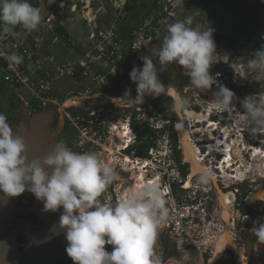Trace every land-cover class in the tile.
<instances>
[{
    "label": "clouds",
    "instance_id": "clouds-1",
    "mask_svg": "<svg viewBox=\"0 0 264 264\" xmlns=\"http://www.w3.org/2000/svg\"><path fill=\"white\" fill-rule=\"evenodd\" d=\"M41 20L40 9L33 7L28 0H0V33L2 34L16 35L14 29L17 27L29 32L36 30ZM192 24L193 19L189 16L183 21L167 25V35L164 36L161 46L153 50L151 57L146 55L141 58L143 60L142 69L133 67L129 73L131 81L136 85L137 92L135 99H131L143 104L145 96H151L152 98L165 96V99L171 98L172 100L170 110L173 113L184 114V111L191 105L192 98L181 95L171 84L165 86L158 78L157 68L158 65L159 71L163 72L167 70L170 64L182 66L184 74L189 78L190 86L197 91V94L213 89V86L218 88V91L213 93V98L206 101V107L212 113L206 114L207 109L203 107L204 105H199L200 113L208 115V117L206 116L203 122L198 123L195 121L190 129L194 128L197 131L200 128L209 129L210 126L216 125L212 133L215 134L216 138H219V135H217L219 125L226 124L227 120L231 121L230 123L233 125L236 123L235 121L242 122L247 126L243 129V132L249 131L251 135L256 137V140H253L252 148L254 150L251 153L250 160H253L252 155L255 150H258L260 156L264 158V91L246 96L240 101V109L238 107L239 102H235V99H237L235 93L223 86V80L218 74L212 75L210 71L213 67L214 53L217 51L213 39V27L204 29L200 25L193 27ZM103 35L105 33L99 31L96 37L102 39L100 46L105 48L106 53L109 47H116V42L112 44L113 39L108 41L104 39ZM113 37L114 35L111 36V38ZM134 44L135 41H132V49L137 51ZM140 50L141 48H139ZM100 55L102 62L107 60L111 62L107 61L106 65L101 66L102 72L99 71V73L93 74L94 83L87 88V94H91V91L92 93L107 92L104 87L110 84L108 77L115 78L118 75L116 63L120 62L121 56L119 55L116 59H109L108 55L103 56L101 52ZM82 58L84 63L80 62ZM6 59L13 66L23 62V57L16 53L7 55ZM69 60L72 62L69 64H73V72L76 63L84 68L81 77L87 76V73L94 69L91 67L96 64L91 62L85 55L77 61ZM243 61L256 74L257 78H264V46L255 51L251 58ZM51 74L56 75V69H52ZM36 76L42 77L43 75L38 71ZM36 76L33 82L40 83L35 80L38 78ZM56 84L60 85V83ZM46 86L50 91L53 84L47 81ZM48 91L43 93L46 94L43 98L51 96V101H48V104L43 105V107L49 104L57 105L55 96L52 97V92ZM13 93L17 97L14 89ZM81 94V92H69V97L64 98L70 100L71 97ZM124 96L131 97L130 90L126 91ZM66 99L64 102H66ZM18 101L22 103L19 98ZM22 104L26 107L24 103ZM197 106L192 110L199 113ZM69 109L70 107H66V111ZM150 109L154 108L151 107ZM101 113L97 109L90 113L91 128L85 126V129H83L84 125L80 127L74 125V131L77 130L76 135L82 137L85 135L86 130H89L91 134L93 132L98 133L95 125ZM134 118L142 128L144 122H147V126L153 128L158 137L156 146L148 150V157L143 160L146 162L147 174L151 175L153 172L162 174L163 170L167 169L171 171L170 174L174 179L173 184H177L182 189L184 181L179 180L178 177L181 174L173 153V143L166 139L169 131L167 126L170 123H166L165 127L167 129H165L163 126L160 127L159 124H154L153 120L150 123L146 114H142L141 109H131L129 114L125 113L122 116V120L128 128V132H133V144L139 138L132 127ZM125 119H128V121H125ZM176 126L177 128H183V123L178 122ZM200 135L201 133H198L194 138L197 139ZM231 140H233L232 136ZM212 141L216 144V140ZM209 143L208 140L197 143L201 147L200 152L203 156ZM84 146L85 144L79 147L82 149ZM177 148L181 149L182 155V148ZM151 150L154 154L150 153ZM245 150L243 148V152ZM225 158V153H220L217 156L216 163L221 164ZM162 163L163 165L167 163L168 166L161 168ZM238 164L240 166V163ZM184 165L188 166V163H184ZM233 173L235 171L228 172V175H233ZM256 173L259 176L261 174L258 171ZM156 177H159V174L154 178ZM185 177L182 178L185 179ZM249 177L250 175L242 182H230V184L233 183L231 187L233 185L235 187L228 191V193H234V199L236 198L239 204L237 210L242 214L240 206L242 204L247 205L245 201L248 196L251 204L252 194L245 190L247 187L243 188L244 191L237 187L242 183L250 182V180H252L251 183L256 181ZM212 178L211 171L204 170L198 175L197 181L201 184H208ZM116 179L115 169L103 160L98 153H78L72 151L64 143H56L43 158L30 159L24 138L19 135L14 136L13 129L7 122V117L0 114V193L5 194L10 199L19 197L25 191H28L43 203V211L45 212H56L58 209L63 208L59 227L66 230V252L72 259L73 264H155L152 259V250L156 232L166 222L169 213L166 206L168 201L165 197L167 189L161 188V181L160 185L158 183L138 184L126 190L115 204L100 202L98 199L100 194ZM219 179L224 180L223 178ZM229 181L228 179L227 182ZM173 184L171 191L175 198ZM202 189L205 188L198 186V188L182 189L186 191L184 196L189 197L188 199L191 200L189 203L192 207L202 206L207 195ZM227 189H230V187ZM243 195H245L244 198H242ZM183 200L185 199H182L181 202L178 201V205H183ZM239 200H241V203L238 202ZM233 208H235L234 205ZM251 233L257 239V245H264V224H260L258 228L254 226ZM106 244L112 246L111 252L105 250Z\"/></svg>",
    "mask_w": 264,
    "mask_h": 264
},
{
    "label": "rangeland",
    "instance_id": "rangeland-1",
    "mask_svg": "<svg viewBox=\"0 0 264 264\" xmlns=\"http://www.w3.org/2000/svg\"><path fill=\"white\" fill-rule=\"evenodd\" d=\"M32 1L35 4L32 3L31 5L33 7L36 5V7L40 9V14L42 17L41 23L36 29V32L31 31V35L37 36H35L36 42H39L40 46L42 45L41 50L36 56V62L34 61L33 63L34 68L38 71L43 72L44 77L49 74L51 77H53V80L36 76L35 71L29 72V74H27L28 80L33 82L34 77L36 76L38 77L35 79L37 82H40L44 79L46 80V82L49 81L50 84H53L50 91L54 95L61 93L64 87L66 89V97H69V92L82 93L81 95H77L79 97L73 96L70 100L69 98H67L66 102L64 103L66 104V107L68 102L70 104L72 101H74L71 105L80 107V109H83L84 111H89V109L93 110L98 106L103 108L107 104L111 105V103H116L113 106V110L116 112L115 114H121L120 116H124L125 113L128 114L126 111L121 110L122 108H120V105L130 107L133 106L131 109L137 107V110L141 109L143 112L145 110L144 113L146 114L150 123H152L151 121L153 120L155 122L154 124H159L160 127H165L166 123L170 121V124H168L167 126L169 131L166 139L167 141L173 143L172 137L174 135V130H172V127L174 126L176 128L177 145L179 148H182L181 165H184V163H186L184 142L181 134V128H177L176 125L178 122L185 121L188 131L190 132V127L194 125V122H197L198 119L189 118V116L186 115L188 111L194 112L197 116H204L203 119L205 120L206 116L208 117V115L200 113L201 109L199 105H204L203 107L206 108V101L211 100L213 98V93L216 91L210 89L197 94V91L190 86V81L186 79V75L184 74V69L182 66L170 64L168 65L167 70L161 72L159 71V66L157 65L158 78L162 81V83L165 86L171 84L181 95L191 97L192 103L189 108L184 111V114H176L170 112L166 104V99L164 98L165 96H159L162 98H152L151 96H145L144 103L139 104V102L132 100L135 99L137 92L136 85L131 81L129 73L131 72L133 67L142 69V59L139 60L140 62H134L130 59L128 63H123L124 67L122 71L120 70V68L118 69L120 70L118 72V75H120V73L122 74L121 78H119L118 76V80L122 82V85L117 94L118 97L120 96L122 98L110 100V97L108 96L106 98L107 95L105 96V94H111L112 96V93H92L91 91V94H87L86 90L90 85L94 83V77H92L93 74H95L96 72L99 73L101 66L106 65V62L108 61L107 60L102 62L99 51L102 39L96 37L99 31L105 33V35H103L104 39L108 41L113 39V44L115 42L117 34H115L112 28L117 29L118 31L121 30V33L122 23L128 22L130 23L129 25H131V30H129L128 28L127 30L130 31L131 35L136 36V38H134V45L136 46L137 55L141 56V58L146 55L151 57L153 50L161 46L164 36L167 35L168 24L175 23L177 21H183L187 17L191 16L193 19V27H195L196 25H200L202 26V28L206 29L211 27V20L207 16V14L195 9L186 0H159L160 2L158 3L157 10L153 8L154 0H144V3H146L147 7L139 9L137 18L130 16L124 11V6L127 0ZM129 1L134 2L136 0ZM237 1L239 5L242 4L240 0ZM246 1L247 3H249V5L253 3L256 10L258 8L261 9V4H264L262 0ZM162 7L165 12H168L167 18H161ZM158 17L160 20L155 23L154 20ZM261 19H263L264 22V18L262 17ZM56 25H62L69 32L71 39L70 43H66L60 38L56 39L55 41V37H52L51 31L55 28ZM41 30L43 31L41 32ZM263 31L264 29L262 31H259L258 34H262ZM151 32H153L155 36L152 37V35L150 34ZM112 35H114L113 38H111ZM75 47L80 48L82 53L78 54L75 50ZM139 48H141L140 51ZM220 50L221 54L214 55L213 67L211 69H213L214 66L219 63H223L226 65L228 70L227 73L229 75L231 74V81L236 88V90L234 91L237 98L235 99V102H239L238 107H240L241 109L240 101H242L246 96L255 95L260 93L261 91H264V78H257L256 74L247 67L246 63L243 60L248 58L231 55L230 52H227L222 48H220ZM84 55L89 58L91 62L96 63L93 65V67H91L94 69L87 73V76L73 77V65L68 64L70 62L69 59H71L72 61H77ZM83 61V58L80 59V62L84 63ZM52 69H56V75L51 74ZM61 73L64 74L60 76ZM56 83H60V85H57ZM10 86L11 85L9 84V91L13 92V87ZM109 86H112V83H110ZM128 90H130L131 97L124 96L125 92ZM109 100L111 102H109ZM121 100L123 102H121ZM151 100H156V102L152 105L154 109H150L149 106H146L145 108V105H147L148 101L150 102ZM102 104L104 105L103 107ZM118 105L119 107H117ZM196 105H198L197 110L199 111V113L192 110ZM160 109L164 110L165 113L160 115ZM68 111L73 112L74 110L73 108H70ZM205 113L207 114L208 112ZM185 117L187 118L185 119ZM125 121H128V119H125ZM118 122L120 123L112 125L109 146L107 147L110 149V151L113 150V152L115 153L113 154L112 152H106V150L104 149L101 158L105 161H108L107 157L112 153L110 156L111 159L113 158V162H111L112 160H109V163L111 162V166L116 170L117 173V179L115 180V182L116 185L118 184V186L115 185L114 189L116 194H118L119 199V197L126 190H128V188L132 187L131 185L133 184V180H131L132 176H130L129 173H124L121 169H117L120 161L118 159H114V155H116V153L118 152L117 149L119 148L117 146V149H115V144L113 143V128H115L116 125L120 127V125H122L124 121L122 119H118ZM230 122L231 121L227 120V123L221 125V127L229 131V139H231V136L233 137L232 141H234L235 143L234 153L239 156L236 158H243L248 164L252 165V162L254 163V161H251L250 159L251 153L254 150L252 148V145L256 140V137L251 135L249 131L243 132V129L247 127L244 123L235 121L236 123H234L233 125ZM165 129L167 128L165 127ZM201 130L207 129L200 128L199 131ZM197 131L194 130V128L191 130L190 141L192 144L198 146L196 140L202 139V135L204 134V132L201 133V135L197 139H195L194 136ZM68 133L72 135L71 130ZM68 133L67 135L69 136ZM76 133L77 130L75 129V134ZM76 139L79 146L85 144L84 140H79L77 137ZM67 140L68 139H66V146L69 147L72 151L80 153L78 149L75 148L79 147L77 146V142L74 141V145L72 147L70 144H68ZM118 143L119 142L117 141L116 145ZM199 148L201 149V147ZM243 148L246 149L245 152H243ZM219 154L220 153H216L208 159V161H212L213 163L215 162L212 166L216 165V160H218L216 156H218ZM207 155L208 153L206 154V156ZM202 156L203 155L201 153V157ZM206 156L204 155L202 159ZM237 162H239V160ZM188 165V175H186L185 177L186 180L183 179L181 175L178 176L179 180L182 179L184 181L182 189H189L186 188L187 179L190 172V163H188ZM167 166V163L166 165H163V163L160 165L161 168H165ZM218 166L219 164L215 167ZM256 172H253V174H246L245 178L243 179L245 180L250 175V179L256 180L254 181V183H251L252 180H250V182L240 184V186H238L237 188L243 190L244 187H247L245 190L249 191L250 194L253 195L257 189L264 187V175L260 174L259 176V174H257ZM158 174L159 177H161V174L159 172H153L149 178L151 179L155 176H158ZM197 177L193 178L191 187H204L205 189L202 190L204 193H207L206 198L203 201L202 206H198L197 208L192 207V205L189 203V201L191 200L188 199L189 197H186L184 195L183 199H185L186 201L183 200V205H166L169 209L168 218L165 222L166 226H164L163 228L159 227L157 229L152 250V259L155 261V264H208L209 260L212 258L214 243L217 240L214 237L217 236L218 238L219 234L221 235L222 232L231 227L234 229V233L237 235V237L243 240V242L246 244L248 250L252 245L255 246V243L258 242L255 236L251 233V230L242 232V230L239 229L240 227L238 225V221L240 216L239 211L237 210V205L235 206V208L232 207V209H230L232 211V218L229 222H225L220 215L221 205L219 201L218 191L233 195L234 193H228V191L232 190L235 187L234 185L231 187V184L233 183L230 184L229 181L227 184V181H225V179L220 180L218 178L217 188L212 183V181H210L208 184L198 183ZM161 180V186H164L165 178L163 177L161 178ZM110 185H113V183ZM228 187H230V189H227ZM161 188L163 189V187ZM238 202L241 203V200H239ZM246 202L250 203L248 199ZM14 204V198L9 199L8 196L0 193V264H14L20 253L24 252V248H27L30 245L26 244L27 242H22V240L20 239L22 237V231L20 229L13 228V223H19L25 219V217L20 216L15 212L16 205ZM21 205L26 204L25 202L21 201ZM233 222H235V226H233ZM178 223H180L181 225H179ZM25 238L27 237L25 236ZM25 238H23V241L26 240ZM111 251L112 246L109 245V252ZM236 261L237 259L233 249L228 248L225 250L221 259H219L215 264H237Z\"/></svg>",
    "mask_w": 264,
    "mask_h": 264
},
{
    "label": "trees",
    "instance_id": "trees-1",
    "mask_svg": "<svg viewBox=\"0 0 264 264\" xmlns=\"http://www.w3.org/2000/svg\"><path fill=\"white\" fill-rule=\"evenodd\" d=\"M190 5H192L195 9L199 10L200 12H204L207 14V16L211 20V27L214 29L213 33V39L216 44L217 51L215 54H221L220 48L224 49L227 52H230L231 55L240 56L242 58H251L253 53L260 49L262 46H264V31L262 34H258L259 31H262L264 29V22L262 17L264 18V4H261V9L254 8V4L247 3L246 0H240L242 2L241 5L238 4L237 0H186ZM30 4L34 3L32 0H28ZM159 0H154L153 8L155 10L158 9V3ZM35 4V3H34ZM36 7V5L34 6ZM146 3H144V0H136V1H129L127 0L124 6V11L128 13L130 16L137 18V13L139 9L146 8ZM170 8V7H169ZM253 9V10H252ZM162 19L168 17V12H165L162 7ZM159 19L156 18L154 22L156 23ZM130 23L124 22L121 25L122 32L118 31L117 29L112 28V30L117 34V37L115 38V42L117 44V51H115V54H113L114 59H116L119 55L121 56V60L118 64L120 70L122 71L124 65L123 63H128V61L131 59L134 62H140L141 56L137 55V52L132 49V41H134V38H136L134 35L130 34L131 25ZM17 34L19 40H22L23 38V31H25L23 28H16L14 30ZM36 32V30H33ZM43 30H41L42 32ZM52 37H55V40L60 38L66 43H70V34L69 32L63 27L62 25H56L55 28L51 31ZM153 36L154 33H150ZM36 36V35H35ZM33 35H28L25 37L26 43L30 44H36V38ZM37 37V36H36ZM112 47H109V50L106 51L107 55H110L113 52ZM41 48L39 49V51ZM78 54H81V49L76 48ZM36 58L34 56V59L31 61H27L24 68H27L28 66L32 65L34 61L36 62ZM70 61V60H69ZM110 63L111 61L108 60ZM71 63V61L69 62ZM68 63V64H69ZM64 64V63H63ZM61 64V65H63ZM67 64V63H66ZM73 65V64H72ZM117 65V63H116ZM3 62L0 60V71H3ZM75 69L73 72V77H81V73L83 72L84 68L80 66L79 63H76L74 65ZM102 72L103 69H100ZM212 75L218 74L220 78L223 80V86L227 87L231 91H235L236 88L233 85L231 79V74L229 75L227 73V67L223 63H219L214 66L213 69L210 70ZM0 72V73H1ZM39 73H41L39 71ZM2 78H0V94L8 95V88H7V82L4 79V71L1 73ZM43 77V76H42ZM111 80L112 86H105V90L109 93L113 91V88H117V90L121 89V82L116 80L114 81L112 77H108ZM186 79L189 80V78L186 76ZM113 80V81H112ZM9 85V84H8ZM215 91H218L217 86L212 87ZM50 92V91H48ZM15 93H13L14 95ZM58 95V94H57ZM52 93V97L56 96ZM24 96H27L25 93ZM46 94H42L41 97H45ZM29 100L31 105L38 104L40 107L43 106V103L35 98H31V96H28L26 98ZM156 102L150 101L149 107L151 108L152 105ZM166 104L170 110V106L172 104L171 98L166 99ZM170 112H172L170 110ZM165 111L160 109L159 114H164ZM173 113V112H172ZM145 128H142L138 121L134 118L132 121V127L138 134L139 140L138 143L135 144V149L137 152H139V155L143 158L148 157V150L151 147L156 146L157 141V135L156 131L147 126V122H144ZM172 130H174L173 135V153L175 155L176 161L178 162V168L180 171L181 176L184 178L187 175L188 172V166L187 165H181V149H178L177 141H176V128L173 126ZM141 141V144H140ZM175 185V186H174ZM175 190V191H174ZM244 191V190H243ZM173 192L175 199L179 202L183 199L184 193L186 191L179 188L177 184H173ZM245 195L242 196L244 198ZM240 209L242 210L243 214H250L253 215V211L250 207H248L245 204H242L240 206ZM247 228H250V223L245 224ZM105 250L109 251V245H105ZM62 264H73V261L70 257H68Z\"/></svg>",
    "mask_w": 264,
    "mask_h": 264
},
{
    "label": "flooded vegetation",
    "instance_id": "flooded-vegetation-1",
    "mask_svg": "<svg viewBox=\"0 0 264 264\" xmlns=\"http://www.w3.org/2000/svg\"><path fill=\"white\" fill-rule=\"evenodd\" d=\"M118 64L116 65V71L119 72L120 70H118L119 69ZM118 72H117V74H118ZM1 73H0V78H2ZM118 76H119V78H121L122 74L120 73V75H117V77L113 78V80L114 81L118 80ZM109 83H111V80H109ZM6 86L8 88V85H6ZM61 93H59L57 95V97L56 96L54 97L57 100V102H55L57 105L49 104L47 106H44V107L41 106L40 107L38 104L31 105V103L28 102V104L25 107L20 101H18V98L15 97V95H13V92L9 91V88H8V95H3L2 93L0 94V114H4L7 117V122L9 123V125L12 127V129L14 131L22 123L28 124L29 123L28 118L31 117L32 115H34L35 113L54 110L55 111V122L53 125L56 126L59 121L61 123H64L62 126V132L57 136V140L59 143H64L66 145V139H68L67 142L72 147L74 145V141H76L77 146H79L78 141L76 139V137H77L78 139H83L84 143H85V146L82 149L80 147H75L76 149H78V151L80 153H85V152H89V151L90 152H96L101 157L103 154V150L105 149L106 152H112L114 154L115 152H113V150L110 151V149L107 147L109 146L112 125H115L116 123H120V122H118V119L119 120L122 119V116H120L121 114H115L116 112L113 110L114 109L113 106L116 103H111V105L107 104L105 107H103L104 105L102 104L103 108H101L100 106L96 107L98 112H102L100 114V116H98L97 123L95 125L98 133L93 132V134H91L89 132V130L88 131L86 130L85 135L82 136L83 137L82 138V137L77 136L75 134V131L73 129L74 125H76L78 127H80L81 125H84L83 129H85V126H89V128H91L92 127V121H91L92 119L90 118L91 117L90 113L92 111H94L95 109H93V110L89 109V111H84L83 109H80V107L69 105V102H68L67 105H69V106H67V107L73 108L74 111L73 112H70L68 110L66 111V106L64 104L65 103L64 101L66 99V98H64V97H66L65 87ZM111 93H112V96H111V94H105V93L104 94H105V96L107 95L106 98L109 96L110 100L118 98L117 88H113V91ZM110 100H109V102H111ZM73 102L74 101H72L71 104ZM121 102H123V101L121 100ZM148 103H150V102L148 101ZM148 103H147V105H145V108H146V106H149ZM117 107H119V105ZM120 108H122L121 110L126 111L128 114L131 111L130 106H121L120 105ZM131 108H132V106H131ZM141 108H143V107H141ZM61 109H62V112H61ZM144 112H145V110H144ZM144 112L142 111V114H145ZM130 127H131V125H130ZM143 128H144V124H143ZM131 129H132V127H131ZM70 130L72 132V135L70 133H68V132H70ZM67 133L69 134V136L67 135ZM132 133L129 132L130 136L133 137L131 142L129 144L125 145V147L122 149V151H118L116 153V155H114L115 156L114 159L115 160L118 159L120 161L117 169L118 168L121 169L122 172H124V173H129L128 171L126 172L124 170V163H123L125 160H127V158H130L133 161H135V163H140V164H142V162H144L143 160L146 158V157L142 158L139 155V152H137L135 149H133L135 147V144L138 143L139 138L133 144L132 142L134 140V136ZM87 134H91V135H87ZM117 140L119 142V139L117 137H115L114 138L115 142H113L115 144V149H117V145H116ZM140 144H141V141H140ZM108 157H107V159H108ZM107 162L109 163V159ZM114 163H115V161H114ZM145 165H146V163H145ZM122 167H123V169H122ZM188 167H189V165H188ZM143 170L147 173L146 166L143 168ZM129 174H130V176H132L131 173H129ZM149 177H150V174H147L146 178L149 179ZM131 180H133L132 177H131ZM132 182H133V184L131 186L133 187L134 181H132ZM115 185H116V182L114 181L113 185H109L100 194V196L98 198L100 202H107V203H113V204H115L117 202L118 194H116V192H115V189H114ZM116 186H118V184ZM21 201L25 202L26 205H21ZM14 202L16 205L15 212L18 215L25 217V219L19 223H13V228L14 229L17 228L18 224H21V225L22 224L23 225L29 224L33 228L38 229L40 226V223L38 222L37 218L34 215L28 214L25 212H22L20 214L18 213L19 208L31 206L32 202L31 201L29 202L23 196L15 197ZM21 235H22V237L20 239L22 240V242H25V243L27 242L26 244H28V245L30 244V245H29V247L24 248V252L20 253L19 257L21 256V254H25L32 246L31 241L29 240V238H25V236L23 235V232ZM23 238H25L26 240L23 241L24 240Z\"/></svg>",
    "mask_w": 264,
    "mask_h": 264
},
{
    "label": "bare ground",
    "instance_id": "bare-ground-1",
    "mask_svg": "<svg viewBox=\"0 0 264 264\" xmlns=\"http://www.w3.org/2000/svg\"><path fill=\"white\" fill-rule=\"evenodd\" d=\"M69 105H71V103ZM206 112L212 113V111H209L208 109ZM186 115H188L189 118H197L198 123L204 121L203 119L204 116L202 117L201 115L197 116L194 112L188 111ZM182 123H183V128H181V134H182V138L184 142L185 161L186 163H190V172H189V177L187 179L186 188H190L193 178L197 177L204 170L211 171L213 178L210 181H212V183L216 187H217L218 178L223 177L225 181L229 179L230 182L236 183L235 181L242 182L246 174H253V172H256V171L264 175V158L260 156V152L255 151L253 153L254 163L252 165L248 164L246 160H244L243 158H236L239 156L234 153L235 143L234 141L229 139V131L225 130L223 127H221V125H219V128H218L219 138H216L214 136L215 134L212 133L215 130L216 125L210 126V128L207 130H201V131L198 130L195 133L196 135L198 133L204 132V134L202 135V139L196 140L197 143L203 140H208L210 142L209 143L210 145L207 146V148L205 149L206 152L204 154L206 156V154L208 153V155L202 159L201 157L202 152H200L201 149L199 148V146L191 143L190 141L191 131L190 132L188 131L185 121H182ZM113 129H114L113 138L117 137L119 139V143L117 144L119 148L118 151H122L125 145L131 142L133 137L130 136L127 126L123 124L120 125V127L116 125V127ZM212 140H216V144H214ZM222 152L225 153V157H226L222 161L221 163L222 165L219 164L220 166L219 168L212 166L214 163L212 161H208V159L211 158V156H213L214 154L222 153ZM108 159L110 161L112 160L111 162H113V158L111 159V156ZM129 159L130 158H127V160L124 161V170L128 171L129 173H132V179L135 182L134 186L138 184H145V183H158L160 185L159 177H156V178L153 177L151 179L146 178L147 173L143 170L146 162H142V164H140V163H135L133 162V160H129ZM238 160L239 162H237ZM111 162L109 164H111ZM236 162H237V165H236ZM238 163H240V166ZM216 164L218 165V163ZM231 171H235V173H233V175H228V172H231ZM218 196H219V201L221 205L220 215L225 222H229L230 219L232 218V214H231L232 211L230 209H232L233 207L234 197L232 194H225V193H222L221 191H218ZM251 202L253 205L261 209L262 212H264V187L259 188L255 191V193L252 195ZM164 226H166V223H163L160 227L163 228ZM234 239L235 238H234L232 227L229 229H226L224 232H222L221 235L219 234V237L214 243V250H213L212 258L209 260L208 264H215L219 259H221L225 250L228 248L233 249V251L236 254L242 256V253H243L242 249L240 248L239 244Z\"/></svg>",
    "mask_w": 264,
    "mask_h": 264
},
{
    "label": "water",
    "instance_id": "water-1",
    "mask_svg": "<svg viewBox=\"0 0 264 264\" xmlns=\"http://www.w3.org/2000/svg\"><path fill=\"white\" fill-rule=\"evenodd\" d=\"M29 123H22L13 134L24 138L30 159L43 158L52 150L57 141V136L62 132L64 123L54 126L55 111L35 113L28 118ZM21 196L31 201V206L19 208L18 213L34 215L40 226L38 229L28 225L18 224L17 228L29 238L31 248L18 257L14 264H62L69 256L66 252V230L59 227L63 208L56 212L43 211V203L37 200L30 192L25 191ZM20 197V196H19Z\"/></svg>",
    "mask_w": 264,
    "mask_h": 264
},
{
    "label": "built area",
    "instance_id": "built-area-1",
    "mask_svg": "<svg viewBox=\"0 0 264 264\" xmlns=\"http://www.w3.org/2000/svg\"><path fill=\"white\" fill-rule=\"evenodd\" d=\"M15 30V29H14ZM31 34V31H23V38L22 40L17 39L18 37L11 34H2L0 33V60L3 62V70H4V79L5 81L13 87L14 91L17 94V97L24 103L25 105L28 104L29 100L26 98L28 96H31V98L39 99L43 105L48 104V101H51V96L46 98H41V95L44 92L48 91V87L46 86V78L53 80V77H51L49 74H47L46 77H44L43 72L41 74L43 75L42 78H45L44 80H41L40 83L31 82L27 78V74L29 72L35 71L36 75H38V70L34 68V65H30L27 68H24L27 61L33 60L34 56L38 54L39 49L41 48L39 42H36V44H28L25 41V37ZM56 41V40H55ZM116 47L113 49V52L108 55L109 59H112L113 54H115V51L119 49L117 47V44H115ZM135 46V45H134ZM136 48V46L134 47ZM99 51L102 53L103 56H107L105 53V48L100 47ZM12 53H16L17 55L23 57V62L19 65H10L8 60L6 59L7 55H10ZM63 74V73H61ZM27 94V96H24V94ZM170 123V121H168ZM151 154H154L153 150L150 151ZM173 173H175L173 171ZM165 178L163 189H167L165 192L166 200L168 201L166 205L172 206L173 204H179L178 201L173 197L172 195V184L174 183V179L172 178V175L167 169H164L161 178ZM162 181V180H161ZM249 199V196L247 197ZM246 199V201H247ZM245 203L250 206V208L253 211V215L250 214H242L239 212V229L242 230V232L250 231L254 226L259 227L260 224H264V212H262L261 209H259L256 206H252L250 203ZM236 203V204H235ZM235 204V205H234ZM234 206H239V204L236 202V198L234 199ZM251 223V227L248 229L245 224ZM181 225L180 223H178ZM233 226H235V222H233ZM234 231V229L232 228ZM217 239V236L214 237ZM234 240L239 244L240 248L242 249V256L238 255L234 252L237 264H264V245H257L258 242H256L255 246H251V248L248 250L246 247V244L237 237V235L234 233ZM258 251H257V250Z\"/></svg>",
    "mask_w": 264,
    "mask_h": 264
}]
</instances>
